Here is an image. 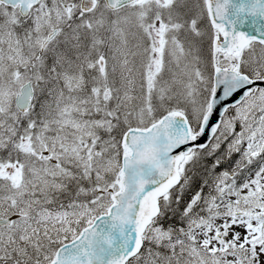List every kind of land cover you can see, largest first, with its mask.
<instances>
[{
    "label": "snow or ice",
    "instance_id": "snow-or-ice-1",
    "mask_svg": "<svg viewBox=\"0 0 264 264\" xmlns=\"http://www.w3.org/2000/svg\"><path fill=\"white\" fill-rule=\"evenodd\" d=\"M0 264H264V0H0Z\"/></svg>",
    "mask_w": 264,
    "mask_h": 264
}]
</instances>
